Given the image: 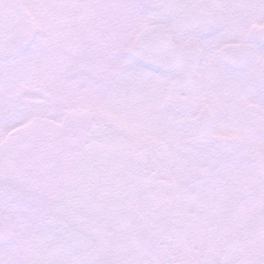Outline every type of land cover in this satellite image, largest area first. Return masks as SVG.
<instances>
[{"label":"snow or ice","instance_id":"obj_1","mask_svg":"<svg viewBox=\"0 0 264 264\" xmlns=\"http://www.w3.org/2000/svg\"><path fill=\"white\" fill-rule=\"evenodd\" d=\"M0 264H264V0H0Z\"/></svg>","mask_w":264,"mask_h":264}]
</instances>
